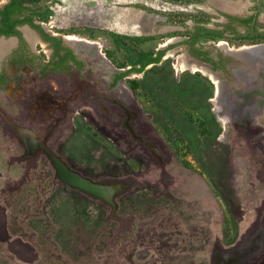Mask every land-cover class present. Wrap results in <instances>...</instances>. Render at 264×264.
Instances as JSON below:
<instances>
[{"label":"rangeland","instance_id":"1","mask_svg":"<svg viewBox=\"0 0 264 264\" xmlns=\"http://www.w3.org/2000/svg\"><path fill=\"white\" fill-rule=\"evenodd\" d=\"M216 1L44 0L28 14L50 33L77 41L80 51L94 50L102 59L108 54L114 63H108L110 73L96 59L95 79L85 73L84 80H93L96 87L83 86L82 92L65 91V95L78 96L83 105L91 106L87 102L94 94L135 95L125 88L132 84L146 109L141 123L132 125L146 143L160 146L162 155L146 151L125 131L106 135L114 145L112 151L89 142L84 129L82 145L91 151L67 152L71 166L82 173L75 174L83 179L62 181L43 151L26 149V140L42 137L44 126L26 128L33 115L29 116L25 99L12 104L13 89L1 95L11 115L20 113L21 126L20 135L6 125L4 134L0 132V264H264V165L258 162L264 157V141H254L253 136L263 130L252 125L264 113L262 80L256 77L253 85L252 76L243 74L246 68L237 69L244 65L242 60L227 53L235 72H220L218 85L200 71L178 69L182 59L200 66L185 44L195 25L225 27L214 11ZM236 1L245 14L255 10L253 1ZM8 2L0 0V7ZM200 42L216 58L219 39L201 37ZM221 44L236 50L251 43L225 37ZM36 50L42 59L50 55L45 45ZM162 51L167 59L161 64L132 73L117 89L109 90L116 73ZM76 80L74 75H52L43 88L58 92ZM64 90L57 95L63 96ZM43 112L35 113L42 122ZM109 112L119 121L123 118L116 107ZM109 112L96 113L107 128L113 125ZM77 117L78 121L68 119V126L72 121L85 128V120ZM204 122L209 130L205 137ZM176 128L185 142H176ZM59 138L60 134L52 138L50 154L61 167L55 147ZM188 143L196 156L185 155L194 176L189 181L160 179L158 160L165 164L162 175L174 178L181 169L174 147L184 151L183 144ZM93 144L99 146L94 152ZM88 172L97 178H86ZM114 175L122 179L107 177Z\"/></svg>","mask_w":264,"mask_h":264},{"label":"flooded vegetation","instance_id":"2","mask_svg":"<svg viewBox=\"0 0 264 264\" xmlns=\"http://www.w3.org/2000/svg\"><path fill=\"white\" fill-rule=\"evenodd\" d=\"M231 1L232 2H229V0L216 1L218 2L219 6L216 7L214 11L218 15V17L224 20L225 27L213 29L205 26L210 30L219 32L220 35L222 36L207 35V34L201 35V37L219 39V44L216 49L217 50L216 58L213 57L210 51L205 50L206 48L202 45L201 42L200 44L194 46L190 42V40L194 37L196 33L197 25L194 26L191 33V37H189V39L185 42V44L189 46V51L191 55L195 57L196 61L199 63L197 65L207 68L217 78L220 77L219 75L220 72H226V73L230 71L232 73L235 72L234 68L230 69L231 61L226 57V53L231 55L232 52H228L221 47V43L223 42V39L225 37H231L238 42L247 41L248 43H251L250 45L242 44V46H240L238 49L236 50L232 49L233 51H237V50L239 51V49H241V47L243 46L264 45V27H263L264 19L262 18V15H264V0H262L261 2H259V0H250L254 2L255 10L247 14L243 13V11L233 12V11L225 10L223 8V5L225 3L238 2L236 0H231ZM228 5H234V4H228ZM3 7H0V9H2ZM25 17H29V15H27V12L24 13L22 16H17V15L14 16L15 19H24ZM248 20H250V22H246ZM1 23H2V17L0 15V26ZM34 23L40 24L35 20ZM41 26L45 34H48L50 37L57 38L58 40H60L61 41L60 45H58L57 42L46 38L43 33H41L38 29L34 28L30 24L16 26V29L20 32V35L0 36V41L2 39L13 40V44H14L7 52H5L0 56V96L4 95V93L13 89L15 91V94L14 96H12L13 97L11 100L12 104L14 103L20 104L19 100L24 98L26 101L25 107H27V109H30L29 113H32L29 116L33 115L32 118L26 120L27 121L26 128H29V130L33 131L36 129L35 128L32 129V125L34 127H39V128L44 126L43 127L44 129H42L43 130L42 137L37 138V136H32L30 139L26 140L25 145L27 146L26 147L27 151L29 152H36L37 150L43 151L48 164H50L56 171L54 174L62 181H65V179H83L81 175L78 176L75 174L79 171L77 169H74L73 166H71V164L69 163L67 152L68 150H70L72 153L74 151L77 155L79 154V152H82L86 149L88 151H91L90 148H86L87 146L85 147L84 145H82L83 137H84L83 135H85V133H83L84 129L86 134L88 135L89 142L90 141L94 143L99 142L103 146L107 147L112 151L114 150V145L108 143V141L106 140V135L107 134L115 135L117 134L116 132L125 131V133L129 135V138L131 140L140 142L146 148V151L154 152L155 155H158L159 158V155H162V151L159 149L160 146L146 143L145 142L146 137L138 131L137 129L138 127L132 125V123H137V121L140 122L142 114L146 115V111H145L146 109L139 100L141 97L138 96L136 90L133 89L132 84L125 86V88L128 90V92H133L135 94L133 95L134 97L131 95L96 96L94 94L89 97L87 102V104L91 103V106L83 105V101L81 100L82 98H79L78 96L68 97L67 95H65V91L66 92L70 91L72 93H76V92L80 93L84 89L83 86H86L87 88L96 87L95 82L91 80V79H95V75H94L95 70L92 69L94 68L92 61L94 59L98 60L99 61L98 64L102 67V70L106 73H110L109 64L113 65L114 63L109 58L108 54H105L104 56L105 60H104L100 58L99 53H97L94 50H89L86 53L80 51L79 47H77L78 46L77 41H69L70 38H68L67 36L66 38L52 34L49 31H47V29L43 27V25ZM25 27H28L30 30H32L35 33L37 38V42L35 44L32 43L26 36L24 30ZM253 42H258V44H254ZM43 45H45L47 49H49L50 51V55H48L46 59H42L40 57V52L36 50L37 46H43ZM261 47L264 46H257V48H261ZM195 49H199L201 51V54L197 55L194 51ZM223 51H225V54ZM161 53L163 54L161 55ZM164 53L165 52L162 51L159 54L154 55L153 57L155 58L161 55L160 61L153 62L147 65L145 69L142 72H140V74L146 72L151 67L153 68L154 66L161 64L164 59L166 60L167 58H164ZM244 65L240 64L237 69L240 70L243 67L245 68L248 67L250 69L251 67V65L248 66V64H244ZM247 71L249 73L246 72L243 74H246L245 78H251L249 77V75L252 76L253 81H251V83L253 85H255L254 80L256 79V77L261 78L262 83L260 88L261 89L260 96L264 104V63L258 61L256 63L255 68H251L250 70ZM85 73H88L91 79L84 80ZM132 73H138L133 71V66H129L127 70L122 71L121 73H116L113 76V79L108 86L109 90L112 91L114 89H117L119 86L122 85L121 83L123 82V79L126 77L128 78V76ZM252 73L254 74L256 73V74L251 75ZM52 75L62 76V77L74 75L77 76L78 80H76L75 83L67 82L65 87L61 86L60 88L61 89L65 88V90H64V95L59 96L57 94L58 92L60 93L61 89L57 90L58 92H56L55 87L54 90L43 88V83L47 81L48 78L51 77ZM121 75H125V76L123 78H119ZM33 77L35 78L38 77L39 80L37 79L33 80ZM210 81L212 80L210 79ZM212 83L215 85L213 81ZM52 91L56 93H52ZM250 97L251 96H248L247 98L250 99ZM72 99H77V100L74 102ZM133 99L137 101L136 103L138 105L135 108L133 107L134 104ZM24 105L25 104H23V106ZM75 105H76V108L74 109L75 111L74 110L71 111V109L74 108ZM111 106L116 107L121 111L123 118H120V121L118 119V116L115 117V113L109 112ZM32 109H35V111H33ZM41 110L44 111L42 113L44 114V119H43L44 122H42L41 119L37 118L35 114L36 111H41ZM98 110L99 111L102 110L105 113L106 111L109 112L108 115H110L112 124L114 126L112 125L111 128H107L105 125L101 124L97 118L98 116L96 115ZM5 113L7 115H5ZM262 113L260 112L259 114L262 115ZM19 114L20 113H18L17 115H11V113L4 107L0 97V132L4 134V126L6 125L7 127L10 128V130L13 133L20 135L19 131L21 124L19 122V118H20ZM77 115H81V117L85 120L84 121V123L86 124L85 128H81L79 123L77 122H75L76 124L73 125L72 121L74 120L78 121ZM68 116H70V118H68ZM187 116L189 118V122L195 124L194 116H192V114L189 112H187ZM252 118L255 119L254 116ZM68 119L72 120L71 126H68ZM30 120H32V123ZM259 120L260 121L258 123L255 122L252 123V125L254 127H257L258 129L260 127L263 130V132L262 133L257 132L253 136L254 141L257 140L264 141L263 140L264 113L261 119ZM114 123H116L117 125L115 126ZM201 126H202L201 134H203V136L205 137L209 133L207 124L204 122L201 123ZM116 127H118V129H116ZM57 134H60V138L57 144L55 145V147H56V153L60 158L61 167L57 165V163L55 162L56 160L50 154V152L53 149L51 145V140ZM175 134L177 136L176 142L179 141L185 142V138L182 137L183 135L180 133L179 128L175 129ZM191 146L192 145L189 143L187 145L183 144V147L184 148L186 147V149L182 151L177 147V145H175L174 147L175 155L179 159L177 163H178V167L180 166L181 169L175 172L174 178L172 177L167 178L162 175V173L165 171L164 170L165 164L162 162V160L161 162L158 160V162L161 165L160 179H175V180L187 179V181H189V179H191L194 176L192 174L194 170L192 162L190 161V159H188L187 156H185L188 155L191 156L192 158H196L194 149ZM93 147L95 148L93 149L92 152L98 150L99 148V146H97L98 147L97 148L94 144ZM258 162L264 165V157H262V159H258ZM143 173L144 172H141L139 174L142 175ZM262 173L263 171L261 172V174ZM114 176L115 177H110V176L107 177L111 179H122L116 177V175ZM131 176L129 178H131ZM85 177L88 179H96L97 174L93 172H88V174H86ZM170 186H172V184ZM172 187L176 189L177 187L176 182L173 183Z\"/></svg>","mask_w":264,"mask_h":264},{"label":"trees","instance_id":"3","mask_svg":"<svg viewBox=\"0 0 264 264\" xmlns=\"http://www.w3.org/2000/svg\"><path fill=\"white\" fill-rule=\"evenodd\" d=\"M43 1L44 0H9V3L6 4L2 9H0V15L2 17L0 36L20 35V32L16 29V26L30 24L34 28L38 29L41 33H43L46 38H48L49 40H53L57 42L58 45H60V40H58L57 38H52L48 34H45L41 24H35L34 19H32L30 16L25 17L24 19L14 18L15 15L22 16L26 12L27 15L31 12L33 13L35 11V7ZM246 22H250V20ZM202 34L222 36L219 32L210 30L205 27V25L198 24L196 26V33L190 40L193 46L200 44V37ZM194 51L197 55L201 54V51L199 49H195ZM162 54L163 53H161V55ZM161 55L157 58L153 57V55H146L142 57L139 64L133 66V71L138 73L142 72L147 65L153 62H159L161 59ZM124 76L125 75H121L119 78H123Z\"/></svg>","mask_w":264,"mask_h":264},{"label":"bare ground","instance_id":"4","mask_svg":"<svg viewBox=\"0 0 264 264\" xmlns=\"http://www.w3.org/2000/svg\"><path fill=\"white\" fill-rule=\"evenodd\" d=\"M223 8L227 11H233V12H239V11H242V7L241 5H228V4H225L223 5ZM25 30V33H26V36L28 37V39L32 42V43H36L37 42V38H36V35L35 33L30 30L28 27H25L24 28ZM70 38V37H68ZM13 40H5V39H2L0 41V56L2 54H4L5 52H7L12 46H13ZM221 47L224 48L226 51L228 52H232L231 54H237L239 51H233V50H230L226 44H221ZM256 49L255 50H259L260 52H264V47H261V48H257L255 47ZM247 49V48H245ZM250 49V48H248ZM178 69L179 71L180 70H192V71H200L202 72L205 76H208L210 77L214 83H216L218 85V80H217V77L211 73L207 68L205 67H200V66H191L188 62H186L184 59H182L181 62H179L178 64Z\"/></svg>","mask_w":264,"mask_h":264},{"label":"water","instance_id":"5","mask_svg":"<svg viewBox=\"0 0 264 264\" xmlns=\"http://www.w3.org/2000/svg\"><path fill=\"white\" fill-rule=\"evenodd\" d=\"M262 0H259V2H261ZM257 46H264V45H251V46H243L241 47V49H239L238 54H231L233 55L237 60H242V62L244 64H248V66L251 65V68H255L256 67V63L262 62L264 63V52L261 53L259 50H255ZM247 48V49H245ZM250 48V49H248ZM248 67L246 68V70H250ZM242 70V69H240Z\"/></svg>","mask_w":264,"mask_h":264},{"label":"crops","instance_id":"6","mask_svg":"<svg viewBox=\"0 0 264 264\" xmlns=\"http://www.w3.org/2000/svg\"><path fill=\"white\" fill-rule=\"evenodd\" d=\"M237 3H239V2H237ZM237 3H225V4H237ZM225 4H224V5H225ZM0 179H1V175H0Z\"/></svg>","mask_w":264,"mask_h":264}]
</instances>
